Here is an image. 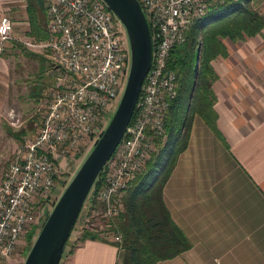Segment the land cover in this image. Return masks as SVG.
Masks as SVG:
<instances>
[{
    "label": "built area",
    "instance_id": "built-area-1",
    "mask_svg": "<svg viewBox=\"0 0 264 264\" xmlns=\"http://www.w3.org/2000/svg\"><path fill=\"white\" fill-rule=\"evenodd\" d=\"M225 1L138 0L152 39L151 66L125 135L102 171L95 195L100 209L96 214L92 209L78 226L85 203L70 239L74 232L78 236L88 229L106 242H121L115 229L122 197L146 171L166 137L169 105L178 95L176 75L168 68L170 52L186 41L188 32L211 6ZM45 8L48 38L35 46L49 52V60L62 76L49 90L47 105L38 110L36 135L24 139L3 175L0 259L12 254L22 234L35 223L37 209L52 210L57 201L51 196L58 175L56 160L75 159L81 147L101 135L118 105L129 71L123 27L101 0H45ZM12 33L11 18L1 16L0 55Z\"/></svg>",
    "mask_w": 264,
    "mask_h": 264
},
{
    "label": "crops",
    "instance_id": "crops-1",
    "mask_svg": "<svg viewBox=\"0 0 264 264\" xmlns=\"http://www.w3.org/2000/svg\"><path fill=\"white\" fill-rule=\"evenodd\" d=\"M2 14L13 23L10 43L0 55V130H6L4 135L0 131V140L9 143L20 138L9 126L24 128L17 116L26 109L18 92L21 79L12 75L5 53L28 35L25 0H0ZM222 43L226 55L210 63L216 74L211 86L215 131L200 116L193 117L186 148L162 192L191 248L158 264H264V29L243 42L227 38ZM77 245L59 264L119 261L115 243Z\"/></svg>",
    "mask_w": 264,
    "mask_h": 264
},
{
    "label": "trees",
    "instance_id": "trees-1",
    "mask_svg": "<svg viewBox=\"0 0 264 264\" xmlns=\"http://www.w3.org/2000/svg\"><path fill=\"white\" fill-rule=\"evenodd\" d=\"M250 1L227 0L211 6L188 32L186 41L171 50L168 68L176 75L178 95L169 105L167 139L148 163L146 174L133 182L122 197L123 208L115 229L121 236V242L115 243L120 252L117 264H158L191 248L188 238L172 220L162 192L179 155L186 148L193 117L200 116L215 131L211 118L215 97L211 86L216 74L210 63L226 55L220 40L243 42L264 29V16L251 9ZM25 2L28 36L46 40L45 0ZM102 174L91 191L93 204L97 203L94 198L101 187ZM86 240L104 241L98 233L84 229L76 241ZM77 246V242L74 243L68 254Z\"/></svg>",
    "mask_w": 264,
    "mask_h": 264
},
{
    "label": "water",
    "instance_id": "water-1",
    "mask_svg": "<svg viewBox=\"0 0 264 264\" xmlns=\"http://www.w3.org/2000/svg\"><path fill=\"white\" fill-rule=\"evenodd\" d=\"M124 28L130 54L127 80L112 118L67 183L23 264H59L97 178L121 143L152 62L149 25L138 0H101Z\"/></svg>",
    "mask_w": 264,
    "mask_h": 264
},
{
    "label": "rangeland",
    "instance_id": "rangeland-1",
    "mask_svg": "<svg viewBox=\"0 0 264 264\" xmlns=\"http://www.w3.org/2000/svg\"><path fill=\"white\" fill-rule=\"evenodd\" d=\"M250 2L251 3L249 6L251 7V9L264 16V0H252ZM3 15L6 14H2L1 16ZM119 26L121 25L119 24ZM121 31H122V38L125 41L124 43L126 44V47H128L127 38L123 28L121 29ZM45 32L47 33L46 26H45ZM47 38H48V34H47ZM222 40L224 39L220 40L222 44V48L225 50V46L222 43ZM46 41L47 39L42 40L28 35L27 36L22 35V41H13L15 47L14 48L9 47L8 50L10 53L7 52L5 53L6 56H8L11 59L12 75L14 77L19 76L21 79V81L19 82L18 92L21 95V97L24 96L25 98L22 101L24 104L23 105L24 107L23 106L22 107L26 109V113H24L23 115L22 113H20L17 116L20 118L21 121L25 122L24 125H22L24 126V128L19 129V127L9 126L11 130H13L12 133L17 134L18 136H20V138H18L17 141L16 139H12L9 143L4 142L5 144L3 142L1 143L0 140V185L4 173L6 172L10 162L12 161L14 154L22 146L24 139L25 138L31 139L36 135L39 129V122H40L38 110L41 108V106L47 105L49 90L54 87L56 83L55 82L56 78L62 76V72L57 70L49 60L48 57L49 52L46 49L35 46V45L44 44ZM35 87H36L35 89L36 91L33 90V88ZM112 115L113 113L110 114V116H108L105 127L112 118ZM22 118L24 120H22ZM0 131L4 135V132L6 130L2 129ZM22 131H25L24 132L25 134H22ZM98 138L99 136H95L87 144V146H84V148L81 147L80 154H78L75 159L71 160L70 158L67 157V158H58L56 160V169L58 175L55 177V186L53 187L51 194L52 198L54 199L59 198L64 188L66 187L67 183L73 177V175L79 168L80 164L82 163V161L84 160L88 152L91 150V148L93 147L94 143ZM154 163L155 161H153V165ZM90 195L86 201V206L84 208V211L80 216L78 226L83 225L84 217L86 215L88 216V214H91L92 209L96 210L94 214H96L100 209L99 204L97 203L93 204L92 202L93 196ZM46 211L47 209L45 208V206L40 210L37 209L35 211L36 212L35 223L31 225L30 228L22 234L12 254L8 256L6 259L5 258L0 259V264L24 263L25 258L37 234L41 229V228L39 229V227H42L41 226L42 223L50 213V211L49 212L47 211L48 213ZM77 239L78 236L74 232L65 249L64 255H68V252L70 251L74 243L77 242L76 241Z\"/></svg>",
    "mask_w": 264,
    "mask_h": 264
}]
</instances>
